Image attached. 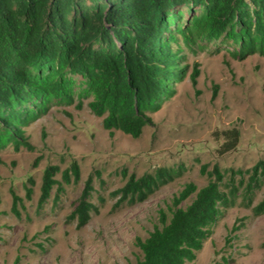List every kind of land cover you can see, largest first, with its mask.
Returning a JSON list of instances; mask_svg holds the SVG:
<instances>
[{
	"label": "trees",
	"instance_id": "trees-1",
	"mask_svg": "<svg viewBox=\"0 0 264 264\" xmlns=\"http://www.w3.org/2000/svg\"><path fill=\"white\" fill-rule=\"evenodd\" d=\"M208 45L209 52L225 48L234 58L264 57V0H0V152L30 149L24 128L55 106L85 107L103 129L137 138L184 79L187 53L208 51ZM222 134V150H231L237 129ZM186 170L178 163L136 176L123 168V184L109 196L114 206L142 202ZM200 173L205 184L184 183L167 210L158 211V225L134 239L141 256L133 264L193 261L238 197L253 216L264 214V190L254 203L264 186V159L246 169L214 164L206 171L203 165ZM79 178L74 159L63 170L46 165L37 206L53 188L57 196ZM92 178L84 180L67 216L77 228L98 211L90 201ZM30 194L25 187V198ZM17 201L12 194L16 214Z\"/></svg>",
	"mask_w": 264,
	"mask_h": 264
},
{
	"label": "rangeland",
	"instance_id": "rangeland-1",
	"mask_svg": "<svg viewBox=\"0 0 264 264\" xmlns=\"http://www.w3.org/2000/svg\"><path fill=\"white\" fill-rule=\"evenodd\" d=\"M210 47L187 53L184 79L137 138L103 129L101 118L85 107L55 106L24 128L30 149L0 152V264H133L141 256L134 239L158 225V211L167 210L184 183L205 184L203 165L206 171L214 164L246 169L264 159V57L234 58L225 48L212 53ZM230 129H237V143L223 151L222 131ZM72 159L79 181L63 184L57 196L53 188L38 207L43 168L63 170ZM178 163L187 168L181 177L142 202L114 206L109 194L123 184V168L139 176ZM89 174L90 201L98 211L77 228L67 216ZM25 187L31 189L29 199ZM12 194L20 198L17 214ZM239 201L223 210L195 259L185 264H264V214L253 216Z\"/></svg>",
	"mask_w": 264,
	"mask_h": 264
}]
</instances>
